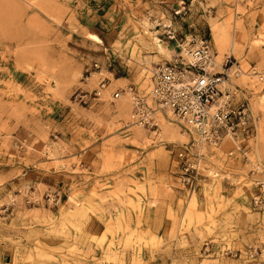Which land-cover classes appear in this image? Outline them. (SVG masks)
I'll return each mask as SVG.
<instances>
[{
  "label": "rangeland",
  "instance_id": "374dc122",
  "mask_svg": "<svg viewBox=\"0 0 264 264\" xmlns=\"http://www.w3.org/2000/svg\"><path fill=\"white\" fill-rule=\"evenodd\" d=\"M168 27L233 55L253 123L202 146L194 191L173 173L186 125L112 97H149ZM0 264H264V0H0Z\"/></svg>",
  "mask_w": 264,
  "mask_h": 264
},
{
  "label": "built area",
  "instance_id": "2783aa9c",
  "mask_svg": "<svg viewBox=\"0 0 264 264\" xmlns=\"http://www.w3.org/2000/svg\"><path fill=\"white\" fill-rule=\"evenodd\" d=\"M183 8L176 9L175 14ZM165 36L175 42L178 52L158 64L152 73L149 97L155 106L132 85L114 91L112 97L129 96L134 125L157 128L155 114L160 110L171 113L191 128V141L175 152L173 173L179 184L194 191L205 170L202 146L232 140L240 149L239 140L248 137L253 123L245 100H236V87L223 86L235 64L231 53L217 62L208 37L191 35L178 39L175 30L169 27ZM104 88L105 81L100 80L94 95L99 97Z\"/></svg>",
  "mask_w": 264,
  "mask_h": 264
},
{
  "label": "bare ground",
  "instance_id": "6f19581e",
  "mask_svg": "<svg viewBox=\"0 0 264 264\" xmlns=\"http://www.w3.org/2000/svg\"><path fill=\"white\" fill-rule=\"evenodd\" d=\"M89 37V36H88ZM90 38H91V40L93 39V40H95L96 42H98V43H100L101 42V40L99 39V37H97L96 35H93V34H91L90 35ZM153 43H155V47L157 48V50H159L160 52H162L163 51V46H162V44H161V41L159 40V39H155V42L153 41ZM234 39L232 38V42H231V49H233L234 48ZM232 68V67H231ZM231 68L229 69V71L231 70ZM229 71H228V79H229V75H230V73H229ZM227 79V80H228ZM227 80L223 83V86H225V87H233L232 86V84H230V83H228L227 82ZM149 91H150V88H149ZM149 93V92H148ZM147 100H148V102L151 104V106H155L154 105V103H153V100H152V98H150V97H148L147 98ZM124 107V106H123ZM119 108V107H118ZM121 109H123V108H121ZM121 111V110H120ZM156 113L158 114H162V111H160V110H157L156 111ZM158 116V115H157ZM179 122H181L182 124H185L186 125V128H187V130H188V132L192 135V132H191V128L186 124V123H184V122H182V121H179Z\"/></svg>",
  "mask_w": 264,
  "mask_h": 264
},
{
  "label": "crops",
  "instance_id": "0c3cea01",
  "mask_svg": "<svg viewBox=\"0 0 264 264\" xmlns=\"http://www.w3.org/2000/svg\"><path fill=\"white\" fill-rule=\"evenodd\" d=\"M161 41V40H160ZM161 44H163V42L161 41Z\"/></svg>",
  "mask_w": 264,
  "mask_h": 264
}]
</instances>
